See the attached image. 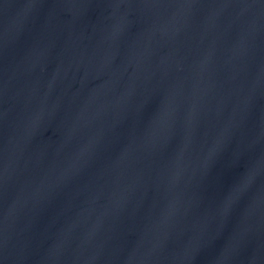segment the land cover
<instances>
[{"label":"water","instance_id":"1","mask_svg":"<svg viewBox=\"0 0 264 264\" xmlns=\"http://www.w3.org/2000/svg\"><path fill=\"white\" fill-rule=\"evenodd\" d=\"M0 264H264V0H0Z\"/></svg>","mask_w":264,"mask_h":264}]
</instances>
